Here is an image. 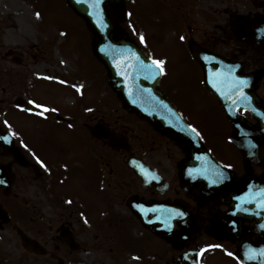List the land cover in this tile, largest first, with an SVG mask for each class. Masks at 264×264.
<instances>
[{
  "label": "flooded vegetation",
  "instance_id": "1",
  "mask_svg": "<svg viewBox=\"0 0 264 264\" xmlns=\"http://www.w3.org/2000/svg\"><path fill=\"white\" fill-rule=\"evenodd\" d=\"M24 1L0 0V264H126L144 253L142 264H216L228 252L233 264H264V0H135L134 34L124 0L118 36L165 61L159 88L230 176L189 181L186 143L124 105L92 36L99 73L88 83L77 63L70 77L34 73L42 38L37 47L13 32L17 13L37 14ZM192 44L227 62L211 87L237 122ZM57 87L73 95L62 103ZM28 100L56 111L34 115Z\"/></svg>",
  "mask_w": 264,
  "mask_h": 264
},
{
  "label": "water",
  "instance_id": "2",
  "mask_svg": "<svg viewBox=\"0 0 264 264\" xmlns=\"http://www.w3.org/2000/svg\"><path fill=\"white\" fill-rule=\"evenodd\" d=\"M67 2L86 19L97 35L98 40L94 42V52L107 66L108 78L118 95L124 100L126 107L137 110L141 115L156 122L160 128L172 131L186 142L189 158L183 163L182 176L188 180L189 174L193 172L194 175H191V178L197 179L196 176L200 178L203 163L205 168L203 176L218 175L222 179H229V171L212 158L200 136L198 137L189 129L188 124L159 89L161 73L152 61L128 36L117 37L120 27L108 6L112 5L123 16H126L123 0H67ZM192 52L202 61L208 81H215L220 65L228 66L216 59V55L207 51L192 48ZM226 111L233 122L239 120L236 113L230 112L228 108ZM22 237L24 242L28 241L25 236Z\"/></svg>",
  "mask_w": 264,
  "mask_h": 264
},
{
  "label": "rangeland",
  "instance_id": "3",
  "mask_svg": "<svg viewBox=\"0 0 264 264\" xmlns=\"http://www.w3.org/2000/svg\"><path fill=\"white\" fill-rule=\"evenodd\" d=\"M15 1L16 4L21 7L27 5L24 0ZM130 2L132 3L130 9L133 13H129L130 17L127 21L131 22L132 29H130V32L134 34L133 26L136 21L137 11L134 5L135 0H130ZM29 3L31 8L33 7L36 13H39V16L36 15V19L33 11L27 6L24 12L25 15H22L21 13L16 14V31L13 32L21 39V41L29 42L31 45H36L37 47L38 44H36V39L39 40L41 37L43 40L42 43L45 40L47 41V47L42 45V43L39 44V50H37V52H40V57L36 60L32 59L34 73L38 75L42 72H49L48 75L69 74L67 76L70 77L74 73L77 74V70L73 73L71 72V66H74L73 63H77L79 66L86 65L88 69L83 76H80L84 79V83H88L90 76L92 75L97 77L99 73L98 65L92 55H90L89 46V38L92 36L93 40L95 39V35L90 33L86 23L83 22L82 19L77 18L72 14L70 9L66 6L65 0H29ZM119 20L123 21L122 19ZM127 21L125 22V25H128ZM142 24L152 26V23L148 18H142ZM40 30H44L46 35L43 31L40 35ZM171 57H173V55H171ZM60 61H63V63ZM89 65H93L94 70H89ZM45 69H47L48 72ZM188 76L189 74L185 72V77ZM58 89L59 92L55 94V96L62 103H64L68 96L73 95L72 93H69L66 90H61L57 87V90ZM90 93V91L87 92V94ZM98 97L102 99V95ZM110 104L113 105L112 97H110ZM17 249L18 248L16 247L14 250ZM82 257L84 258V261L86 260L85 258L93 260L90 257V253L83 254ZM159 258L160 256H158L156 262H159ZM216 259V264H233V258L224 253L218 254ZM134 260L131 262L128 261L126 264H142V261L147 262L146 253H144L142 261L138 259ZM154 264L156 263L154 262Z\"/></svg>",
  "mask_w": 264,
  "mask_h": 264
},
{
  "label": "snow or ice",
  "instance_id": "4",
  "mask_svg": "<svg viewBox=\"0 0 264 264\" xmlns=\"http://www.w3.org/2000/svg\"><path fill=\"white\" fill-rule=\"evenodd\" d=\"M36 15L39 16V13H37ZM184 39L185 38L183 36L180 37V40H184ZM140 41H141V43L145 42V37L143 34H140ZM137 59H138V57H137ZM61 63H63V61H61ZM152 64L155 65V67L159 70V72L161 74H164V72H165V67H164L165 61L164 60H155L154 59V60H152ZM45 79L52 80V79H57V78L52 77V76H48V77H45ZM59 83L60 84H67L68 82L65 80H59ZM238 84L243 85V84H245V81L238 80ZM72 87L75 88L79 92L83 88V85L73 84ZM240 94L243 95L242 92ZM27 104L31 105L32 107L24 108L23 110L28 111L29 113H32V114L40 116V117H45V114L49 111H53V112L56 111L55 108H49L48 106L37 103L33 100H28ZM18 107H20V106L18 105ZM88 110L91 111V109H88ZM5 124H7V121H5ZM69 127H72V125L69 124ZM188 127L198 137L200 136V133L197 131V129L195 127H193L191 124H189ZM13 135H15V133H13ZM4 139L6 140L7 137H4ZM37 163H39L42 168H45L47 170V165L43 161H41L39 158H37ZM0 183H3V181H0ZM183 215H184V213H182V212L176 213L177 217H182ZM216 247H219V245H217ZM227 255L231 256L232 253L228 252Z\"/></svg>",
  "mask_w": 264,
  "mask_h": 264
}]
</instances>
